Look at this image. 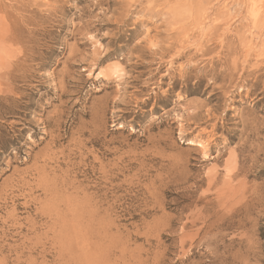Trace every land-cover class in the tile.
Returning <instances> with one entry per match:
<instances>
[{
  "label": "rangeland",
  "instance_id": "1",
  "mask_svg": "<svg viewBox=\"0 0 264 264\" xmlns=\"http://www.w3.org/2000/svg\"><path fill=\"white\" fill-rule=\"evenodd\" d=\"M4 257L264 264V0H0Z\"/></svg>",
  "mask_w": 264,
  "mask_h": 264
},
{
  "label": "bare ground",
  "instance_id": "2",
  "mask_svg": "<svg viewBox=\"0 0 264 264\" xmlns=\"http://www.w3.org/2000/svg\"><path fill=\"white\" fill-rule=\"evenodd\" d=\"M119 71V66L118 65H115L113 68H112V70H110V72L111 73H113V74H115V73H117ZM247 123V122H246ZM246 128H247V126L245 127V130H246ZM249 129H251V128H249ZM248 129V130H249ZM242 136V135H241ZM80 141V140H79ZM247 142H248V140H247ZM248 144V143H247ZM242 148V147H241ZM245 156V155H244ZM85 158V157H84ZM85 160V159H84ZM233 160V159H232ZM232 160H230V161H232ZM234 163V162H233ZM235 165V164H234ZM237 167V166H236ZM60 169V168H59ZM243 171V169H242V167H238L236 170H235V167L234 168H232L231 167V170H229L228 172H226V175L228 176V178L226 179L227 180V182H229L230 180L231 181H233V179L237 176H239V174H240V172H237V171ZM106 173V172H105ZM226 178V177H225ZM216 174H214V173H212V174H207V178H206V180H208V182H209V184H213L215 181H216ZM63 180V179H62ZM73 181V180H72ZM76 181V180H75ZM225 181V180H224ZM231 181L229 182V185H232V183H231ZM63 182V181H62ZM66 182V181H65ZM65 182H63V184L65 183ZM72 183V182H71ZM70 183V184H71ZM216 183V182H215ZM67 184V183H66ZM73 184V183H72ZM75 184V183H74ZM208 185V184H207ZM218 185V184H217ZM60 186V185H59ZM77 187V186H76ZM45 188V187H44ZM47 188V187H46ZM60 188V187H59ZM68 188H69V186H68ZM73 188V187H72ZM71 188V189H72ZM209 188H211V185H210V187ZM66 189V188H65ZM70 189V188H69ZM48 191V190H47ZM213 191V190H212ZM245 191V188H244V186H243V182L240 180V181H238L237 182V184L235 185V187H233V190H232V192H233V194L231 195V198H233L234 200H236V199H238L239 200V198H240V196H244V192ZM62 192V191H61ZM60 192V193H61ZM65 192V191H64ZM69 192V191H68ZM71 192V191H70ZM74 193V192H73ZM79 193V192H78ZM70 194V193H69ZM72 194V193H71ZM84 194H86V193H84ZM72 197H73V195H72ZM86 197H88V195L86 196ZM86 197H84V198H86ZM68 198V197H67ZM70 199V198H69ZM82 199V198H81ZM221 201V200H220ZM223 201H224V199H223ZM66 202V201H65ZM68 202V201H67ZM94 202V201H93ZM64 203V202H63ZM79 203V202H78ZM91 203V202H90ZM221 204V203H220ZM227 204H228V202H227ZM61 205V204H60ZM67 205V204H66ZM88 205V204H87ZM86 205V206H87ZM76 206V205H75ZM83 206H85V205H83ZM82 207V206H81ZM60 208V207H59ZM76 210H80L79 208L78 209H76ZM75 210V211H76ZM85 210V209H84ZM87 210V209H86ZM54 211H56L57 212V209H54ZM82 211V210H81ZM81 214V213H80ZM78 213H77V217H78ZM73 216H74V213H73ZM84 217V216H83ZM11 218V217H10ZM10 218H9V220H10ZM72 219H74V218H72ZM79 219V218H78ZM192 219V218H191ZM76 220V219H75ZM79 221H81V220H79ZM78 221V222H79ZM206 222V221H205ZM79 224V223H78ZM33 248V247H32ZM9 250H11V249H9ZM6 257H4V261H5V263L7 264V261H6ZM130 259V258H129Z\"/></svg>",
  "mask_w": 264,
  "mask_h": 264
}]
</instances>
